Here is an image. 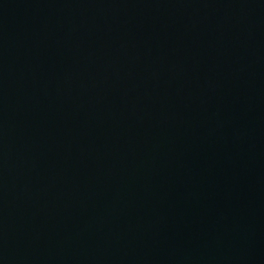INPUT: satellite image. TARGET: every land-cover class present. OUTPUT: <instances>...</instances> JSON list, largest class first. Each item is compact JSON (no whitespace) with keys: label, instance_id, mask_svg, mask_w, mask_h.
Instances as JSON below:
<instances>
[{"label":"water","instance_id":"1","mask_svg":"<svg viewBox=\"0 0 264 264\" xmlns=\"http://www.w3.org/2000/svg\"><path fill=\"white\" fill-rule=\"evenodd\" d=\"M0 264H264V0H0Z\"/></svg>","mask_w":264,"mask_h":264}]
</instances>
